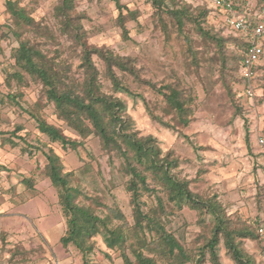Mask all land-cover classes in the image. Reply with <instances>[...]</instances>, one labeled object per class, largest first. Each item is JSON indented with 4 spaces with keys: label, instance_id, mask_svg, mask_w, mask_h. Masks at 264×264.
Instances as JSON below:
<instances>
[{
    "label": "rangeland",
    "instance_id": "rangeland-1",
    "mask_svg": "<svg viewBox=\"0 0 264 264\" xmlns=\"http://www.w3.org/2000/svg\"><path fill=\"white\" fill-rule=\"evenodd\" d=\"M19 1L37 21L52 28L58 44L44 43L45 39L36 38L29 32L23 37L41 41L42 48L49 56L59 53L58 57L69 68L68 73L80 78L81 71L77 68L80 49L74 41L60 34L53 18V8L58 0ZM184 1L192 6H206L207 3V0ZM119 3L122 6L121 20L127 29L125 39L116 20L118 9L114 0H75L76 19L85 31L83 41L87 47L112 51L134 59L139 80L115 70L121 83L134 94L131 96L112 90L111 82L104 75L103 61L92 54L91 60L99 71L102 91L125 101L126 112L138 134L153 135L163 152L171 151L180 159V172L191 181L193 191L203 196L216 194L219 197L232 218L234 228L256 225L264 219V144L258 143L260 137L264 138V87L261 80H256L254 98L251 101L245 100L241 113L237 114L226 88L231 72L226 70L221 75L215 48L197 34L194 26L186 23L180 33L171 19L165 18L166 28L162 27L153 16L154 9L149 0H119ZM216 15L219 16L217 11ZM6 21L4 0H0V90L22 92V97L18 98L19 105L0 106V173L5 175V182L13 183L16 173L12 164L15 165L16 161L22 172H28L41 167L46 160L42 153L33 151L35 149L29 154L23 153L20 150V147H25L23 142L14 148L3 145L1 137H7L14 125L22 124L29 135L26 137L27 144H39V139L43 141L44 138L37 134L34 121L28 118L23 109H29L38 99L44 100L40 99L41 91L37 84L18 87L12 82L9 87L4 83L5 73L13 63L11 51L18 45L3 24ZM193 56L195 61L192 60ZM176 81L196 95L194 114L188 121V115L175 109L174 101L163 88L164 84ZM52 110L49 104L43 107L41 113L48 122L60 126L67 136L80 139L75 131L56 119ZM50 144L63 158L67 169L89 164L85 176H76V181L88 187L91 194L100 192L99 199L103 202L111 203L113 195L132 223L129 194L123 186L124 177L119 171V161L109 160L97 137L89 136L84 141L85 146L76 150L64 151L60 144ZM18 156L21 158L17 159ZM36 179L40 195L19 207L12 206L6 216L15 217L11 221L13 226L23 223L24 227L29 226L38 239L49 238L53 243V238L59 233L58 222L49 231L43 230L41 218L48 215L49 221H52L59 215L63 224L65 220L55 188L41 175ZM16 191L14 186L0 187V194H13ZM24 195L30 196L29 193ZM142 201L146 203L145 209L155 203L151 195H144ZM15 212L19 214L15 215ZM169 218L172 219L168 228L177 236L182 234L187 245L201 243V237L194 243L195 237L203 232L196 223L197 214L194 211L184 207L177 216ZM241 243L244 253L253 264H264L263 240L258 237L243 238ZM53 249L56 256L52 259L49 248L45 251L38 246L25 249L16 244L8 249L9 256L6 258L4 251H0V263L4 258L8 264H82L81 254L74 246L65 248L58 243ZM218 256L221 264H235L222 241L218 246ZM89 259L91 264H123L118 251L106 252L100 236L94 238V248ZM159 263L166 264L161 260ZM202 264L208 262L205 260Z\"/></svg>",
    "mask_w": 264,
    "mask_h": 264
},
{
    "label": "trees",
    "instance_id": "trees-1",
    "mask_svg": "<svg viewBox=\"0 0 264 264\" xmlns=\"http://www.w3.org/2000/svg\"><path fill=\"white\" fill-rule=\"evenodd\" d=\"M114 1L118 9L116 20L125 39L127 29L121 20L122 6L119 0ZM149 1L159 25L166 28L165 18H169L176 30L182 33L183 26L190 23L202 39L213 45L221 75L226 70L231 72L226 88L236 113H241L244 101L250 100L244 95L246 80L241 74L247 49L245 37L228 28L208 1L206 6H192L184 0ZM257 4L260 5L261 1L258 0ZM4 11L7 21L3 24L18 42L11 51L13 63L5 73L4 83L9 87L12 82L18 87L29 86L30 83L40 86V99L44 101L38 99L29 109H22L34 121L37 134L44 139H39V144H27L28 133L22 124H16L7 137H1V143L14 148L23 142L25 147H20L23 153L29 154L35 149L33 151L44 156L46 162L34 171L24 172L21 182L25 186L24 194L38 192L35 183L40 175L55 188L65 220L59 243L65 248L74 246L81 254L82 264H91L89 256L97 236L101 237L108 254L120 253L123 264H160L159 260L166 264H202L205 260L208 264H221L218 246L222 241L235 264H253L242 249L241 239L260 238L257 227L264 219L253 226L234 228L232 218L219 197L216 194L203 196L193 191L191 181L180 172V159L171 151L163 152L153 135L138 134L126 112L125 101L102 91L99 71L91 55L95 54L103 61L104 75L111 82L112 90L131 96L133 93L121 83L115 70L139 80L134 59L112 51L88 48L83 41L85 31L76 19L75 0H58L53 8L58 30L80 49L77 68L81 77L77 78L68 73L69 68L60 60L59 53L49 56L41 41L23 37L29 32L36 38L45 39L44 43L58 44L56 34L48 24L37 21L19 0H4ZM263 58L264 54L255 64L254 76L256 80H261L262 87ZM192 60H196L195 56ZM163 88L174 101L175 109L188 115L186 121L190 120L196 99L193 91L185 89L178 81L166 83ZM21 97L22 92L0 90V106L19 105L18 98ZM49 104L56 119L75 131L80 139H72L60 126L47 121L41 110ZM21 131L24 133L21 134ZM91 135L98 138L103 153L110 161H119L123 186L129 194L132 223L113 195L111 203L103 202L99 199L100 192L91 194L88 187L76 181V176H85L89 164L67 169L63 158L50 144L58 143L64 151L76 150L85 146L84 141ZM144 195L153 196L155 201L147 209L142 201ZM184 207L197 214L196 223L203 230L195 237L194 243L202 238L201 243L195 246L187 245L182 234L177 236L168 228L172 219L169 217L177 216Z\"/></svg>",
    "mask_w": 264,
    "mask_h": 264
},
{
    "label": "built area",
    "instance_id": "built-area-1",
    "mask_svg": "<svg viewBox=\"0 0 264 264\" xmlns=\"http://www.w3.org/2000/svg\"><path fill=\"white\" fill-rule=\"evenodd\" d=\"M260 1L258 5L252 0H208L210 7L222 16L226 26L245 37L247 49L241 74L246 80L244 95L250 100L256 95L255 64L264 54V0ZM258 143L264 144V138L260 137ZM257 234L264 239V221L257 227Z\"/></svg>",
    "mask_w": 264,
    "mask_h": 264
},
{
    "label": "crops",
    "instance_id": "crops-1",
    "mask_svg": "<svg viewBox=\"0 0 264 264\" xmlns=\"http://www.w3.org/2000/svg\"><path fill=\"white\" fill-rule=\"evenodd\" d=\"M208 1V0H207ZM241 0H237V2H240ZM251 6V5H250ZM20 159L21 157H17V159ZM16 157L14 158V160ZM16 161V160H15ZM19 162L16 161L15 165L12 164V168L14 169L16 173V180L13 183H7L5 182V175L0 173V187L7 186H14L16 188V193L13 194L9 193H2L0 194V251H4L5 258L9 256L8 249L13 248L16 244L22 246L25 249H34L35 247H39L43 251H45L46 248H49L51 250V257L52 259L55 258V250L53 249L56 244L59 243V238L61 237L63 230H64V224L63 221H61V218L59 215H57V218H54L52 221H49V216L46 215L45 217L41 218L42 223V229L48 231L52 228V225L56 222H58L57 225V232L58 236L56 238H53V243H51L49 238H45L44 240H40L36 237V234L32 231H30L29 226L24 227L23 223L21 225L15 227L12 224V220L15 217H7L9 211V208L13 207H19L22 203L25 201H28L32 199V197H36L40 195V192L38 190L37 184H35V189L38 191L36 194H29L30 196H25L23 191L25 189L23 183L21 182L22 176L19 177V174H23L19 168H18ZM19 214V213H14ZM7 215V216H6ZM50 215V214H49ZM7 217V219H6ZM11 218V219H8ZM55 219L57 221H55ZM22 222V221H20ZM50 233V232H48ZM0 264H8V261L3 258L2 262Z\"/></svg>",
    "mask_w": 264,
    "mask_h": 264
}]
</instances>
